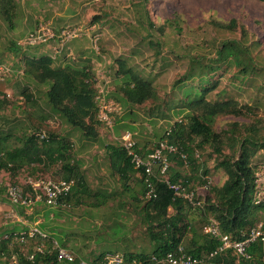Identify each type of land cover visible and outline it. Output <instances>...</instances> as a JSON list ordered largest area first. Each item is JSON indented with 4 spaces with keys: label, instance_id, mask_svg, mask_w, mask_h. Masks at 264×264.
Segmentation results:
<instances>
[{
    "label": "rangeland",
    "instance_id": "1",
    "mask_svg": "<svg viewBox=\"0 0 264 264\" xmlns=\"http://www.w3.org/2000/svg\"><path fill=\"white\" fill-rule=\"evenodd\" d=\"M6 1L0 0V66L11 69L12 76L0 83V97L9 101L0 111V137L12 133L14 137L8 143L11 148L21 146L24 138L36 133L65 139L71 144L73 161L74 158L82 160L81 169L92 194L85 197L86 207L80 204L76 207H40L31 216L21 213L25 220L30 225L38 224L46 233L56 228L58 235L63 237L65 248L86 261L103 254L152 253L155 245L145 231L142 211L145 205L141 194L142 175L134 170L128 187H125L110 165L107 146L120 145L122 137L129 132L140 147L148 149L175 123L183 121L187 124L189 111L179 107V82L189 74H201L203 66L207 65L215 70L209 73L205 69L209 76L202 87L217 83L208 99L213 102L218 99L237 101L240 105L253 107L254 115L217 117L213 130L225 137L227 145L221 155L214 152L211 141H207L202 150L197 149L194 155L199 166L197 170L193 171L189 164L179 167L177 161L172 162L173 169L191 179L188 191L195 193L200 206H193L197 210L185 203L184 213L191 218L198 233L204 235V227L215 218L209 209L215 201L213 189L223 186L228 178L226 172L218 168V164L232 153L226 131L233 123L255 124L259 136L264 137V2L14 0V7L8 8ZM3 5L8 8L11 20H8ZM232 21L236 22L234 30L219 27V24ZM36 30L47 33L51 30L57 37L44 45L28 47L22 44ZM62 32H69L74 38L61 37ZM231 40L241 41L248 47L255 66L249 73L243 74L241 68L217 61L218 50L224 42ZM44 55L57 56L56 67L90 68L97 91L98 119L103 111L112 122L110 128L98 120L97 140L85 139L79 130L50 111L47 98L50 83L39 85L23 75L25 56ZM121 62L154 86L156 99L143 105L123 103L121 74H118ZM192 82L198 83L197 80ZM8 89L11 96L5 92ZM27 94L33 95L36 102L28 101ZM15 137L23 138L19 141ZM252 164L255 172L261 171L264 149L259 150ZM61 167V163L25 165L15 174L1 171L0 178L21 185L29 179L62 180ZM172 174L173 171L169 172L170 176ZM99 194L107 195V201L100 207H93L91 203L101 201ZM10 210V206L0 210V239L10 230L26 229L22 223L7 218ZM173 212L171 209L170 214ZM262 223L264 214H259L256 224ZM16 248L20 249L10 245L5 250L0 244V264H16L12 259ZM34 248L32 242L25 250L32 252Z\"/></svg>",
    "mask_w": 264,
    "mask_h": 264
},
{
    "label": "trees",
    "instance_id": "2",
    "mask_svg": "<svg viewBox=\"0 0 264 264\" xmlns=\"http://www.w3.org/2000/svg\"><path fill=\"white\" fill-rule=\"evenodd\" d=\"M260 1L264 2V0ZM6 2L9 5L8 8L14 7V0H7ZM3 7L5 8V5ZM8 8H5V12L8 15V20H11ZM219 27L234 30L236 22L219 24ZM242 31L244 32L245 29L242 28ZM55 60L56 58L51 55L25 56L23 59V75L29 81L39 85L50 83L51 85L47 91L50 111L64 118L71 127L79 130L85 139L97 140L100 124V121H98L99 107L95 101L97 91L93 85V75L90 68L84 66L81 68L56 67ZM217 61L235 65L241 68L243 74H247L255 68L252 65L248 47L241 41L236 40L222 44L217 52ZM206 68L209 73L215 70V68L204 65L201 74H189L179 82V93L181 95L178 98L179 107L188 109V123L184 124L183 121L175 123L173 128L167 131L166 135L159 141H167L177 147L178 152L168 156L170 167L166 176L173 184L181 183L187 191L191 179L181 176L178 171L173 169L172 162L177 161L176 165L179 167L189 164L193 171L197 170L199 166L194 159L197 149L202 150L204 144L211 141L210 144L215 147L214 152L221 155L223 147L225 144L227 145L225 137L213 130V123L217 117L254 115L253 107L240 105L239 102L234 100L218 99L214 102L210 101L208 97L213 93L217 83L211 87H202L209 76L205 73ZM118 74H121V93L124 104L143 105L147 101L157 98L154 86L131 69H127L124 62L120 63ZM193 80L198 81L197 85H194ZM208 85H210V82ZM26 92L27 90L24 94ZM27 100L34 101L33 95L27 94ZM8 102L5 97H0V111L5 109ZM226 133L228 146L232 153L230 157H225V160L218 164V168L223 169L228 178L223 186L213 189L215 201L210 204L209 209L215 217L213 219L220 224L222 234L229 236L232 240L239 241L244 239V234L249 233L258 225L256 223L259 214H264V203H255L256 172L252 164L259 150L264 149V137L259 136V128L255 124L233 123ZM41 135L36 133L28 136L24 138L21 146L14 148L8 146L9 140L14 137L12 133L0 137V173L8 170L15 174L25 165L51 166L61 163L62 179L73 180L76 185L69 195L60 200L59 207L72 206L74 201L77 205L82 204L85 197H91L92 194L80 162L75 158L73 161L71 144L58 136L41 138ZM15 138L21 141L23 137L20 139ZM196 142H198V145L195 146ZM136 151L146 156L149 153V148H142L137 142ZM107 153L112 169L119 174L125 187H128L130 174L134 173L135 170L131 157L121 145L116 147L107 146ZM182 154L186 155L187 164L182 159ZM171 171H173L172 176L169 175ZM204 174H207V171ZM164 177L159 173V170H156L155 175L150 177V181L156 186L157 191V198L154 200L146 198V175L143 174L141 177L143 186L141 194L143 201H145L142 209L146 224L145 231L150 241L155 245V249L152 253L131 252L122 255L125 264H162L152 261V258L164 256L168 252L178 250L180 247L188 255L204 258L221 246L219 239L198 233L197 228L193 226L190 220L191 218L189 219V216L184 213L185 203L193 209H199L194 208L197 206L193 207L183 198L176 196L174 191L161 182ZM99 196H102L100 197L101 201L91 203L93 207H100L106 203L107 195L99 194ZM93 197H96V194ZM134 198L139 201L138 197ZM207 200L210 201V198ZM171 209L174 211L172 214H170ZM17 232L19 231L15 229L10 230L0 239V244L5 250L10 245L20 247V249H15L16 254L12 256L16 264H81L82 261H101L107 256L103 254L93 260L86 261L75 255V260L68 262L59 261L57 252H51L37 253L33 260H28L27 256L35 252V248L32 252L30 250L26 251L25 248L32 242L35 243L36 247L38 241L32 240L27 245L21 241H15L14 234ZM49 232L48 234L58 241L60 247L65 248L63 237L58 235L56 228L50 229ZM5 236H8V238H5ZM248 254L250 255L249 259H240L232 250H228L213 259H206L202 264H264V242L258 240L251 244L248 248Z\"/></svg>",
    "mask_w": 264,
    "mask_h": 264
},
{
    "label": "built area",
    "instance_id": "3",
    "mask_svg": "<svg viewBox=\"0 0 264 264\" xmlns=\"http://www.w3.org/2000/svg\"><path fill=\"white\" fill-rule=\"evenodd\" d=\"M48 33L36 30L22 42L28 47L37 45H44L48 41L55 39L57 36L51 30ZM61 37L67 39L74 38L69 32H62ZM55 58V57H54ZM12 76V70L8 67L0 66V83L6 81ZM108 109V108H107ZM99 120L104 122L111 128L112 122L106 113L101 112ZM45 135L42 134L41 138ZM157 144V145H156ZM153 147L149 148L148 155H141L136 151L137 141L131 133H126L122 137L120 145L127 151L131 157L134 169L141 175H146L145 183L147 187L146 198L154 200L157 198L156 186L150 181V177L155 175L156 170L165 176L161 182L165 183L168 188L175 192L176 196L183 198L193 206L200 205L199 200L195 197L194 192L187 191L181 183L173 184L166 173L170 167L168 160L169 154L178 152L177 147L169 144L167 141L156 143ZM182 159L187 164V157L185 154L181 155ZM143 173V174H142ZM76 183L73 180H53V179H29L24 185L18 183H8L0 178V200L5 199L9 203L11 210L7 216L12 222H19L25 225L26 229L14 234L15 241H21L27 245L30 241H38L35 252L27 256L28 260H33L37 253H51L57 252L59 261L73 262L75 255L68 249L60 247L57 240L53 239L50 234L43 231L38 224L30 225L25 216H31L39 205H44L50 208L59 207L60 200L69 195ZM255 203H264V167L261 171L256 172V193ZM220 224L212 219L204 227V235L219 239L221 246L214 252L210 253L207 257L197 258L185 253L183 248H179L174 252H168L161 257H153L152 261L162 264H202L206 259H213L217 255L232 250L234 254L240 259H249L248 248L251 244L258 240L264 242V224H258L249 233L243 235L242 240H232L229 236L223 235L220 230ZM8 238V236H5ZM81 264H125V259L121 255H107L101 261L85 262Z\"/></svg>",
    "mask_w": 264,
    "mask_h": 264
},
{
    "label": "crops",
    "instance_id": "4",
    "mask_svg": "<svg viewBox=\"0 0 264 264\" xmlns=\"http://www.w3.org/2000/svg\"><path fill=\"white\" fill-rule=\"evenodd\" d=\"M55 58H57V56H55ZM7 94H8V96H11L10 95V91H9V89L8 90H6L5 91ZM80 158V157H79ZM77 161H79L80 162V164L82 165V160H77ZM110 165H111V163H110ZM76 202L74 201V206L76 207L77 206V204H75ZM82 207H86L87 206V203H86V201H84L82 204H80ZM90 205H92V204H90ZM8 206H10L9 205V203L7 202V200H5V199H2V200H0V210H2V209H6V207H8ZM46 208L47 206H44V205H39V207H37V210H39V208ZM23 230H24V228H23ZM21 231V230H20Z\"/></svg>",
    "mask_w": 264,
    "mask_h": 264
}]
</instances>
